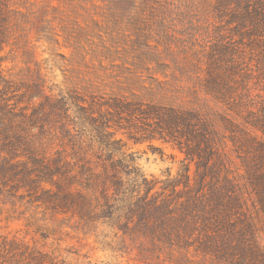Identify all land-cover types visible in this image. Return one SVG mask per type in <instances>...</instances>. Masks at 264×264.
<instances>
[{
	"label": "rangeland",
	"instance_id": "374dc122",
	"mask_svg": "<svg viewBox=\"0 0 264 264\" xmlns=\"http://www.w3.org/2000/svg\"><path fill=\"white\" fill-rule=\"evenodd\" d=\"M15 2L34 4L33 22L25 29V48L17 41L21 35L19 28H12L10 47L0 52V60H6L1 64L3 72L0 70L3 81L0 83V98L5 96L7 110L16 116L36 115L42 120L38 127L31 129V134L37 137L33 141L39 143L38 148L32 149L31 158L17 149L15 160L18 163L26 162L29 166H34V161L59 165L69 163L75 170L82 165L93 166L96 170L104 166L108 173L101 170L103 178L111 177L114 166L119 173L129 172V179L138 182V194L142 195L152 187L148 199L150 196L158 197V201L168 198L170 204L175 197L168 185L178 184L176 194L183 202L199 184H202L204 195H211L222 192L227 176L242 180L239 159L228 140L226 125L220 121L221 118L230 119L231 115L202 87L208 80L206 73L213 49L219 47L225 51L231 44L239 42L237 36H231L235 25L227 23V15L232 13L233 6L225 10L220 3L232 0H149L153 2L151 7L155 12L161 8L168 11L165 15L155 13L144 17L155 21L146 23L144 29H148L146 36L149 40L146 46L138 48L160 55L165 77L154 73L155 70H147L136 73L132 81L126 77L134 74L128 64L116 61L114 67L105 66L109 70L106 75V70L100 69L96 63L83 65L72 58L75 52L90 54L109 47L105 34L95 35L94 32L87 37L81 36V39L78 36L80 30L93 27L82 21L85 8L79 2L84 0H69L71 7L58 6L55 0ZM244 2L264 4V0ZM47 6L45 16L43 10ZM68 10L72 14L59 16ZM65 18L66 23H62L60 20ZM64 26L73 30L70 36L75 40H65L68 35L60 31ZM110 26L117 31L131 27L129 22ZM160 29L169 33L167 39L161 40L152 32ZM44 30L47 38L51 39L49 44L39 41L41 36L38 32ZM113 40L115 48L112 49L118 52L139 50L132 44L138 41L133 32L125 33L123 37L117 35ZM26 52L31 53L30 58H25ZM216 68L223 69L222 66ZM37 79L41 80L44 96H48L45 101L43 98L28 99L33 92L31 85ZM128 90L136 94V98L127 94ZM152 94L154 96L150 97ZM114 98L133 104L138 101L142 110L153 102L193 112L204 120L198 119L207 127L191 128L190 134L182 128V134H175L173 140L149 139L157 136L154 131L156 119L143 118L138 113L116 116L108 107ZM39 101L42 102L38 106ZM190 120L191 123L196 121L193 117ZM101 124L106 126L103 136L108 147L98 143L96 130ZM15 129L20 132V125H15ZM196 138H200L199 142ZM205 140L211 144H205ZM190 149L200 155L187 156L185 153ZM30 181V187L14 180L0 185V242L14 243L29 256L33 254L37 258L39 254L45 261L52 260L56 264L233 263L224 254L221 257L211 252L203 254L195 247L191 235L181 230L170 231L169 237L164 232L149 230L150 225L139 224L137 216L130 219L119 214L107 219L104 216H110L109 210L92 215L89 209L90 219L85 216L79 218L75 212L61 208L59 202H55V209H52V200H61L57 199L58 193L54 194L56 188L34 175L30 176ZM186 182H189V190L184 189ZM98 185H92V190L87 191L91 196L87 198L89 204L101 201L96 188ZM244 186L248 189L241 194L251 210L249 186L247 183ZM70 188L80 190L82 187L74 184ZM257 227L264 244L262 219L257 221ZM179 235L185 240L178 239ZM20 264L30 262L25 260Z\"/></svg>",
	"mask_w": 264,
	"mask_h": 264
},
{
	"label": "trees",
	"instance_id": "16d2710c",
	"mask_svg": "<svg viewBox=\"0 0 264 264\" xmlns=\"http://www.w3.org/2000/svg\"><path fill=\"white\" fill-rule=\"evenodd\" d=\"M55 1L58 6L71 7L72 5L69 0L67 2ZM232 1L220 3L225 10L233 6L232 13L227 15L229 21L227 23L235 25L231 36H237L239 42L236 45L231 44L230 49L225 51L220 50L219 47L213 49L206 73L208 80L202 87L214 102L225 106L229 116L231 115L230 119L221 118L220 121L226 125L228 140L243 170V173L239 175L241 181L235 179V176H227L222 185V192L211 195H204L201 190L202 184H199L183 202L176 194L178 184L168 185L167 187L175 197L170 204L168 198L158 201V197L150 196L148 199V193L152 187L147 188L142 195L138 194V182L129 179V172L119 173L114 166L111 177L103 178L101 170L107 169L104 166L96 170L93 166L82 165L76 167L75 170L67 162H64L67 164L59 165L55 162L48 164L34 161V166H29L26 162L18 163L15 160L18 157L16 156L17 149H21L31 158L32 149L38 148L39 143L33 141V139L37 140V137L31 134V129L38 127L42 120L36 115L18 117L13 112H9L4 96L0 98V185L14 180L30 187L28 180L31 182L30 176L34 175L40 181H49L56 188L54 194L58 193L57 199L61 200H52V209H55L56 203L59 202L61 208L75 212L79 218L85 216L90 219L89 209L92 215L109 210L110 216H104L107 219L119 214H125L130 219L137 216L139 224L146 227L150 225L149 230L164 232L165 236L169 237V232L175 230L191 235L195 241V247L203 254L211 252L220 257L224 254L229 257L232 264H264V244L257 227L258 220L262 219L264 222V4L244 2L245 0ZM79 3L85 8L82 12V21L93 26L80 30L81 34L78 35L80 39L81 36L87 37L94 32H96L95 35L105 34L109 47L90 54L75 52L72 53V58L79 60L83 65L87 62L96 63L100 69L106 70V75L109 70L105 69V66L114 67L116 61L123 65L128 64L133 68L131 70L134 73L126 76L131 81L136 78V73L147 70H155L154 73L165 77L164 70L160 66V55L155 52H145L138 46L147 45L148 29L145 30L144 27L147 22L155 21V19L148 20L144 17L155 13L165 15L168 9L161 8L155 12V8L151 7L153 2L149 0H84ZM33 6L32 2L0 0V52L5 47H10L12 28L15 30L19 28L21 35L17 40L18 44L26 47L24 34L26 27L33 22L31 18V15H34ZM47 8L48 6L43 10L45 16ZM69 14L72 12L68 10V13L61 12L59 16ZM66 19L60 21L66 23ZM120 22H129L131 27L129 30L124 28L117 31L110 26ZM60 31L68 35V38H65L66 41L75 40L70 36L72 29L64 26ZM132 32L138 40L132 44L139 50L118 52L112 49V47L115 48L113 39L117 35L123 37L125 33ZM152 32H155L161 40L167 39L169 35L166 30L161 29ZM38 33L41 36L39 41L51 43L45 30ZM30 57L31 53L26 52L25 58ZM4 62L6 60H0V70ZM151 65L160 70L154 69L155 67ZM216 66H222L223 69L216 68ZM2 82L0 79V83ZM30 89L33 92L28 95L29 101L40 98L44 101L48 99V96H44L40 79L34 80ZM128 91L127 94L136 98V94L131 90ZM153 96V94L150 95V97ZM113 100L108 107L115 112L116 116L123 113L130 116L138 113L143 118L156 119L154 131L157 136H151L149 139L173 140L175 134H182V128L185 133L190 134L191 128L199 125L207 127L198 120L202 118L193 112L182 111L174 107L168 108L160 104L155 105L153 102H149L146 109L142 110L138 101L133 104L132 102H120L116 98ZM41 102H38V106ZM34 104L37 103L34 102ZM190 117L196 121L191 123ZM12 118L24 122L18 123ZM89 119L92 120L91 117ZM15 125H20V132L15 129ZM104 127H106L104 124L97 127V139L99 145L108 147L107 142L104 141ZM22 132L23 134H20ZM196 140L199 142L200 138ZM205 144L210 145L211 141L205 140ZM185 154L190 157L200 155L192 149ZM98 183L96 188L99 189L101 201L97 204L91 201L92 203L89 204L87 198L91 196L87 191L92 190V185L96 186ZM243 183L249 186V195L252 197L251 210L247 208L245 197L241 194L248 189ZM63 184L68 187H64ZM74 184L82 188L71 190L70 186ZM183 186L186 190L190 189L189 182L184 183ZM62 193L65 194L62 195ZM177 238L185 240L180 235ZM25 260H28L30 264L31 262L56 264L52 260L45 261L44 256L39 254L37 258H34L33 254L29 256L14 243L0 242V264H20Z\"/></svg>",
	"mask_w": 264,
	"mask_h": 264
}]
</instances>
